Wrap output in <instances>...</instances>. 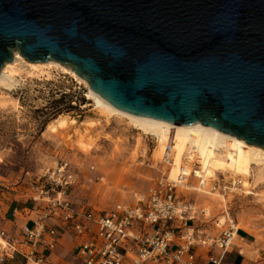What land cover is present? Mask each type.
<instances>
[{
	"label": "water",
	"instance_id": "1",
	"mask_svg": "<svg viewBox=\"0 0 264 264\" xmlns=\"http://www.w3.org/2000/svg\"><path fill=\"white\" fill-rule=\"evenodd\" d=\"M14 51L127 113L264 148V0H0V68Z\"/></svg>",
	"mask_w": 264,
	"mask_h": 264
},
{
	"label": "rangeland",
	"instance_id": "2",
	"mask_svg": "<svg viewBox=\"0 0 264 264\" xmlns=\"http://www.w3.org/2000/svg\"><path fill=\"white\" fill-rule=\"evenodd\" d=\"M16 79L10 89L0 86V97L9 99L0 105V190L13 194L11 187L33 180L41 169L64 159L77 175V183L69 191L73 205L106 210L116 202H133L134 192L145 193L162 173L168 174L170 164L153 158L155 137L133 129L123 117L102 113L86 97L89 85L83 79L59 67H50L48 73L38 76L21 69ZM63 93L67 96L60 99ZM81 97L86 101L83 104ZM67 100L75 108L54 115L53 104L63 106ZM60 116L66 119L64 127L57 124ZM49 122L54 130L47 127ZM197 160L195 155L187 160L191 171L197 168ZM233 178L242 177L218 172L201 186L191 172L177 186L176 194L194 204L198 212L207 210L206 216L199 214L188 224L207 235L234 224L235 237L248 240L243 252L250 253L254 264H264V180L254 182L249 177L246 188L232 190ZM17 206L30 207V203L19 199ZM0 229L8 231L1 218ZM63 236L67 242L60 247L66 249L57 255L70 264L74 241L67 233Z\"/></svg>",
	"mask_w": 264,
	"mask_h": 264
},
{
	"label": "built area",
	"instance_id": "3",
	"mask_svg": "<svg viewBox=\"0 0 264 264\" xmlns=\"http://www.w3.org/2000/svg\"><path fill=\"white\" fill-rule=\"evenodd\" d=\"M188 159L183 158L182 167ZM162 161L170 164V158ZM186 176L175 182L162 173L145 193L132 194L133 203L116 202L101 210L73 205L69 191L77 175L67 160H60L21 187H11L14 196L7 213L12 221L20 216L23 221L16 232L0 229V264H67L55 252L64 233L74 241L70 264H221L237 227L231 223L218 234L207 235L188 224L206 212H198L176 194ZM239 188L232 180L231 189ZM6 193L0 190V199ZM16 199L30 207L12 205ZM195 247L219 252L200 258Z\"/></svg>",
	"mask_w": 264,
	"mask_h": 264
},
{
	"label": "bare ground",
	"instance_id": "4",
	"mask_svg": "<svg viewBox=\"0 0 264 264\" xmlns=\"http://www.w3.org/2000/svg\"><path fill=\"white\" fill-rule=\"evenodd\" d=\"M24 66L25 68H23ZM50 67H59L63 71L83 79L71 67L58 61L49 59L44 62H31L14 51L12 60L5 62L0 68V86L10 89L17 81L16 77L20 74L21 69H27V73L31 76H38L48 73ZM88 89L86 97L91 99L102 113L123 117L133 129L155 137L157 145L153 158H170L167 174L169 180L180 181L184 178L183 175L188 176L192 172L191 164L188 163L186 167H182L180 163L183 156L191 157L193 155L198 159V166L193 169L194 176L198 178V184L201 186L212 180L218 172H229L234 176H241L242 178H233V180L234 183L239 182L242 188L249 185V177L254 182L264 180L263 147L246 143L242 138L223 133L201 123L173 124L151 117L133 115L113 107L92 91L89 86ZM8 100L5 97H0V105H5ZM70 121L74 122L75 120L72 118ZM57 124L64 127L67 124L66 119L62 116L58 117ZM47 127L55 129V125L51 122L47 124ZM244 190L246 193L250 192ZM204 211L207 212L206 209Z\"/></svg>",
	"mask_w": 264,
	"mask_h": 264
},
{
	"label": "crops",
	"instance_id": "5",
	"mask_svg": "<svg viewBox=\"0 0 264 264\" xmlns=\"http://www.w3.org/2000/svg\"><path fill=\"white\" fill-rule=\"evenodd\" d=\"M14 196V194L7 192L6 194L2 195V198L0 199V218L3 220V225L6 227L8 230L15 231L17 230L19 224L23 221V216H20L16 220H11L10 219V214L7 213L9 209V200ZM18 199H16L15 202L18 203ZM134 202V201H133ZM131 202V203H133ZM16 203V204H17ZM14 205V202L12 203ZM19 205V204H18ZM9 216L8 219L5 217ZM238 237V238H237ZM235 239L233 240L232 246L229 248V250L224 254L222 258L221 264H254L251 260L250 253L248 251L245 253L243 252L244 250V245H248V240L243 237L237 235ZM237 238V239H236ZM66 240L64 239V236L61 238L60 245L56 248V256L59 257L57 254L59 251H63V249L66 248H61L60 246L66 244ZM195 253L200 257L204 258L207 253H212V254H217L219 250L217 248H207V247H195L194 248ZM63 260V259H62Z\"/></svg>",
	"mask_w": 264,
	"mask_h": 264
},
{
	"label": "trees",
	"instance_id": "6",
	"mask_svg": "<svg viewBox=\"0 0 264 264\" xmlns=\"http://www.w3.org/2000/svg\"><path fill=\"white\" fill-rule=\"evenodd\" d=\"M66 96H67V94L66 93H63L61 95V98L60 99L65 98ZM80 101H81V104H83V103L86 102L84 97H81ZM74 108H75V106H73V105L70 104V100H67L63 104V106H61V104H57V102H55L53 104V109H54L53 113H54V115H57V114L62 113V112L67 113V112L72 111Z\"/></svg>",
	"mask_w": 264,
	"mask_h": 264
}]
</instances>
